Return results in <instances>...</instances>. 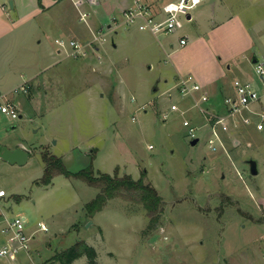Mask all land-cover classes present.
Masks as SVG:
<instances>
[{"label": "rangeland", "instance_id": "374dc122", "mask_svg": "<svg viewBox=\"0 0 264 264\" xmlns=\"http://www.w3.org/2000/svg\"><path fill=\"white\" fill-rule=\"evenodd\" d=\"M117 4L86 1L80 9L107 27L113 15L121 19ZM12 5L9 0L7 12L15 19ZM202 6L191 10L200 14L196 21L168 35L124 25L105 29L104 43L87 49L86 57L54 53V27L39 33L42 42L34 50L31 22L25 18L9 32L13 24L3 16L0 31L8 33L0 38V88L6 95L0 103H15L20 116L0 111V148H23L29 160L20 166L0 158V189L7 194L0 208L25 216L34 236L29 252L10 264H61L55 255L79 240L95 248L97 264H264V132L214 125L222 144L213 150V123L200 107L224 111L226 94L198 106L199 91L182 95L176 89L180 80L200 84L201 77L218 74L217 46L201 40L208 27ZM60 8L79 42L98 34L79 20L72 0H61ZM182 34L190 38L184 47ZM44 155L61 158L71 172L91 167L135 180L145 175L163 199L160 225L147 229L144 208L121 197L88 217L84 207L99 190L62 174L40 183ZM249 159L257 160L258 175L250 173ZM40 222L47 231L38 229ZM72 264L89 263L81 256Z\"/></svg>", "mask_w": 264, "mask_h": 264}, {"label": "crops", "instance_id": "0c3cea01", "mask_svg": "<svg viewBox=\"0 0 264 264\" xmlns=\"http://www.w3.org/2000/svg\"><path fill=\"white\" fill-rule=\"evenodd\" d=\"M8 1L9 0H0V29L4 26V24H6L3 16L6 17L5 19L10 20L11 24H13V26L10 25L11 28L8 27L10 28L9 32H13L16 25L20 26L21 22L27 18L33 26L30 38L32 40H36V42H34V50H37L41 45L42 40L37 39L41 32L43 34H46L45 31L51 32L52 27H54L53 29L56 30V33H58L54 39L55 43L56 39H66L65 34H67L69 38L79 40V33L71 32L69 25L66 21H64L63 13L60 8L61 0H41L40 2L39 0H29L30 11H27L25 0H11L17 13L15 19H11V15L7 12ZM86 1L99 2V0H72L73 5H75L79 13L80 21H82L80 16L82 12H84L80 9V7ZM135 1L136 0H121L119 2L117 0V13L119 14L122 10L132 6ZM144 1L155 7H159L170 0ZM200 5H203L202 11L208 14L206 22L204 20V26H206V23L208 26L204 33L206 40L204 38L200 39L210 45L212 44L213 46H217L216 53L213 54V64L215 65V69L218 74L216 77L212 76L208 79L201 77L202 81H200L201 83L199 82L201 84H199L201 88L198 94L199 97H202L203 94H207V96H210L211 98L210 101H213L212 98H216V96L220 94H226V96L232 94V84L234 80H256L253 73L252 60L255 56L257 58H264V0H202V2L195 9H197ZM56 6L58 7L54 8ZM116 15L112 16L111 22L107 25V27L98 23L94 24L93 21L89 19L88 15L84 22H86V24L97 33H103L105 29H107V31L117 32L118 27L111 30V28L114 27L112 20H119ZM199 16L200 14L198 13L196 17L199 18ZM196 17L193 16L191 11L190 22L196 21ZM44 24L47 26L44 27ZM3 32L0 31V38H3L8 33V31L5 33ZM35 34L37 37H35ZM19 35L24 38L28 37L27 34L20 33ZM90 37L91 35L89 34L86 39H89ZM181 38L187 39L186 45L188 44V41H190V38L186 34H182L180 39ZM86 39L82 38L81 40ZM56 45L57 48L54 50V53L59 55L64 54L68 57L71 56L69 48H61L57 43ZM186 45H183V47ZM114 46H116V44H114ZM45 69L47 68H42L41 70ZM175 74L179 79L181 78V73L177 68ZM194 97L195 99L199 98L197 95ZM217 111L223 112L222 110ZM16 260L17 258L4 259V261L0 262V264H10Z\"/></svg>", "mask_w": 264, "mask_h": 264}, {"label": "built area", "instance_id": "2783aa9c", "mask_svg": "<svg viewBox=\"0 0 264 264\" xmlns=\"http://www.w3.org/2000/svg\"><path fill=\"white\" fill-rule=\"evenodd\" d=\"M202 0H176L167 2L159 7L144 0H136L135 3L121 11L120 20H112L114 27L126 26L135 27L140 31H146L155 37L160 35H168L183 28L187 18L191 16V10L195 9ZM87 14L83 12L80 16L81 20H86ZM103 33H98L93 40L81 43L78 40L56 39V43L61 48H69L72 56H86L87 49H96V44L100 47L104 41ZM181 46L186 45L187 39L179 40ZM97 46V47H98ZM94 47V48H93ZM255 81L234 80L233 93L224 98V111L219 112L214 109L202 108L201 112L210 117L211 129L214 137L209 139L208 146L213 150H217L216 142L222 144L221 137L218 133L219 128L240 129L242 127H252L255 131L264 132V58H258L252 63ZM201 86L198 83H192L189 79L180 80L176 89L182 95L191 94L199 91ZM24 90V87L21 88ZM17 90V89H15ZM6 93H2L0 88V96L4 97ZM208 101L207 94H203L201 99L196 101L199 106L200 102ZM172 110H176L177 106L172 105ZM0 111L12 119L20 116L19 108L15 103L6 101L0 103ZM185 126L189 122H183ZM191 133L193 129H190ZM193 135V133H192ZM6 191L0 189V199L6 196ZM27 219L25 216H10L8 212L0 208V259H16L21 252L28 253L30 250V241L34 238L32 234L27 233ZM39 230L47 231L46 224L38 223Z\"/></svg>", "mask_w": 264, "mask_h": 264}, {"label": "trees", "instance_id": "16d2710c", "mask_svg": "<svg viewBox=\"0 0 264 264\" xmlns=\"http://www.w3.org/2000/svg\"><path fill=\"white\" fill-rule=\"evenodd\" d=\"M43 162L45 166L40 183L48 185L55 175L62 174L68 178L80 179L99 190L97 195L87 202L84 207L88 217H92L98 211H101L108 200L121 197L144 208L148 215L147 229L160 225L164 210L163 199L156 188L150 182L145 181V175L135 180L129 174L119 176L117 172L113 175L95 173L91 167L78 172H71L66 168L63 160L55 155H44ZM147 229H145V233ZM81 256H86L89 264H97L95 248L84 240L76 241L71 246L58 252L54 259L61 264H72Z\"/></svg>", "mask_w": 264, "mask_h": 264}, {"label": "water", "instance_id": "95a60500", "mask_svg": "<svg viewBox=\"0 0 264 264\" xmlns=\"http://www.w3.org/2000/svg\"><path fill=\"white\" fill-rule=\"evenodd\" d=\"M12 6V2H11ZM190 15L187 16L188 19H190ZM257 57L255 56L252 60V63L257 61ZM16 126L13 125L10 127V129L15 128ZM197 142V139L193 141V144ZM0 158L3 160L9 162L10 164H17V165H25L29 160V153L24 150L23 148H16L14 150L9 149L7 147H1L0 148ZM249 170L252 175H258L259 169H258V162L255 159H249Z\"/></svg>", "mask_w": 264, "mask_h": 264}]
</instances>
